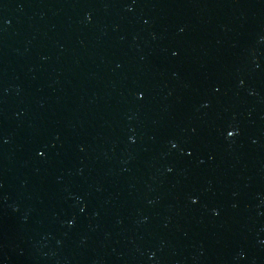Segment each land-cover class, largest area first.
<instances>
[{
    "label": "water",
    "instance_id": "obj_1",
    "mask_svg": "<svg viewBox=\"0 0 264 264\" xmlns=\"http://www.w3.org/2000/svg\"><path fill=\"white\" fill-rule=\"evenodd\" d=\"M0 264H264V0H0Z\"/></svg>",
    "mask_w": 264,
    "mask_h": 264
}]
</instances>
